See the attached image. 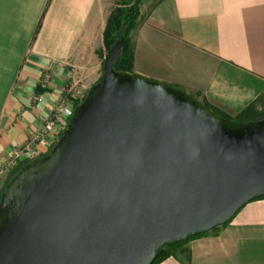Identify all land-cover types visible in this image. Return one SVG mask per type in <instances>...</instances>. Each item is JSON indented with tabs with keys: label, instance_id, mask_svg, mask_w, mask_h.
Wrapping results in <instances>:
<instances>
[{
	"label": "water",
	"instance_id": "water-1",
	"mask_svg": "<svg viewBox=\"0 0 264 264\" xmlns=\"http://www.w3.org/2000/svg\"><path fill=\"white\" fill-rule=\"evenodd\" d=\"M120 38L50 152L0 196V264H151L264 197V119L115 70Z\"/></svg>",
	"mask_w": 264,
	"mask_h": 264
},
{
	"label": "crops",
	"instance_id": "crops-1",
	"mask_svg": "<svg viewBox=\"0 0 264 264\" xmlns=\"http://www.w3.org/2000/svg\"><path fill=\"white\" fill-rule=\"evenodd\" d=\"M103 7L101 0H0V164L60 101L72 75L59 63L76 59L82 40L102 36ZM134 33L131 72L176 85L226 117L264 97V0H157ZM155 39L169 42L166 65L137 68ZM174 252L159 264H264V199Z\"/></svg>",
	"mask_w": 264,
	"mask_h": 264
},
{
	"label": "rangeland",
	"instance_id": "rangeland-1",
	"mask_svg": "<svg viewBox=\"0 0 264 264\" xmlns=\"http://www.w3.org/2000/svg\"><path fill=\"white\" fill-rule=\"evenodd\" d=\"M135 1L139 2L138 9H139L140 17L137 19V26H138L143 22L150 7L157 0H101V4L104 5L103 11H104L105 25L108 16L114 9H117L119 7L122 8L125 6L124 5L125 3H130V2L133 3ZM136 27L129 34L131 50H133L132 47L134 48L133 40L135 39L134 32L136 31ZM134 51L135 50L132 51V54L134 53ZM170 51H171V47L169 45V42L155 39L152 42L150 41L149 46L142 49V52L140 53L142 55L137 56L135 64L137 65V68L145 71H152L155 68L160 69V67L166 65L165 64L166 61L164 60H166L167 58L169 59ZM106 54H107V49L104 45L103 34L101 37L93 38L90 39L89 41L82 40V46L80 49L79 56L76 57V59L70 61L71 64L73 63L72 64L73 68H70L72 76L64 84V91L62 92L61 99L65 98V100L68 103H70V105H78L85 98L86 94L91 89V87L95 85L97 82H99V80L102 78V66ZM132 58H134V54ZM68 62L69 61H66L64 63H68ZM64 63L62 67H66L64 66ZM133 65H134V59L131 66L132 69L134 68ZM153 67L155 68L153 69ZM118 69L120 71L123 70L124 64L123 66L122 64H120ZM72 86L73 88L71 89ZM170 86L183 91V89H181L176 85H170ZM252 105L254 110L264 114V97H262ZM235 117L236 116L227 117V119L235 121L236 120ZM66 126L62 127L61 133L65 130ZM51 149L52 147L49 148V150L45 153V155H47ZM1 165H3V162L0 164V169L2 167ZM20 167L16 168L15 170H12L5 177L0 178V196L5 186L10 181L11 177L18 171ZM175 249L176 247L174 248V246L170 249L172 251V254L175 253L174 252Z\"/></svg>",
	"mask_w": 264,
	"mask_h": 264
},
{
	"label": "trees",
	"instance_id": "trees-1",
	"mask_svg": "<svg viewBox=\"0 0 264 264\" xmlns=\"http://www.w3.org/2000/svg\"><path fill=\"white\" fill-rule=\"evenodd\" d=\"M124 7H119L114 9L107 18L106 25L103 32V39L104 45L107 49V52L112 48V46L120 39L124 38L125 40V51L120 59L119 63L115 67V70L120 71L118 69L119 65L124 64V69L121 70L122 72H131L132 71V63H133V55L130 46L129 34L131 31L137 26V19L140 17L139 14V2L135 1L133 3H125ZM100 81V80H99ZM78 103V102H76ZM205 107L209 108L208 106L204 105ZM210 109V108H209ZM214 111V110H213ZM217 115L227 118L226 116L219 114L218 112L214 111ZM235 121H257L264 119V114L257 112L253 109V105L246 107L243 111H241L236 117ZM23 165H21L22 167ZM20 167V168H21ZM19 168V169H20ZM18 169V170H19ZM264 199V197L255 198V200ZM231 221V220H230ZM228 221L227 223H229ZM226 223V224H227ZM225 225V224H224ZM218 228V227H217ZM214 228L212 231L216 230ZM196 234L194 236H189L186 240L168 243L164 245L157 251L156 257L151 264H159L163 260L167 259L168 257L172 256V251L170 250L173 246L174 248L177 247L179 244L193 238L196 236L204 235Z\"/></svg>",
	"mask_w": 264,
	"mask_h": 264
},
{
	"label": "built area",
	"instance_id": "built-area-1",
	"mask_svg": "<svg viewBox=\"0 0 264 264\" xmlns=\"http://www.w3.org/2000/svg\"><path fill=\"white\" fill-rule=\"evenodd\" d=\"M72 64L69 61L68 63H64V66L70 69L73 68ZM59 66H63V63H59ZM49 83L50 75L49 73H45L41 85L43 88H47ZM76 106L70 105L65 98L60 99L53 107L52 112L48 116L42 117L40 128L33 132L28 141L15 149L3 162L0 169V178L5 177L21 165L45 155L49 148L57 143L61 135L62 127L68 124Z\"/></svg>",
	"mask_w": 264,
	"mask_h": 264
}]
</instances>
